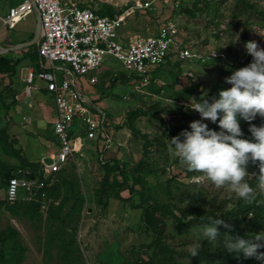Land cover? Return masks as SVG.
<instances>
[{"label": "rangeland", "instance_id": "obj_1", "mask_svg": "<svg viewBox=\"0 0 264 264\" xmlns=\"http://www.w3.org/2000/svg\"><path fill=\"white\" fill-rule=\"evenodd\" d=\"M75 1L87 2L94 9H107L109 5L116 12L125 11L134 2ZM198 6L195 14L175 15L180 37L195 47L216 50L220 53L217 60L201 63L172 56L154 69L155 81L140 92L132 90L129 70L113 56H107L96 70L100 79L97 85H90L87 76L79 78L88 94L96 98L100 95L98 101L111 114L115 137L110 153L102 148L101 139L81 140V144L77 143V147L81 146L77 159H71L61 169V174L75 183L86 198L80 220L74 221L73 226L87 264H193L188 248L202 240L199 231L209 220L188 230L178 227L177 219L186 206L184 193L203 189L210 204L219 208L232 207L239 200L226 187L216 188L208 180L191 181L202 173L189 172L173 155L168 139L179 135V127L191 131L190 123L201 120L198 112L186 107L192 99L196 100L193 103L200 97L211 102L220 90L231 87L225 77L252 62L246 42L255 41L264 49V0H198ZM157 24L153 12H134L121 32L153 34ZM202 122L212 130L218 124ZM114 159L124 168L127 186L113 187L114 173L108 181L105 179V161ZM115 174L123 179L120 171ZM140 178L147 182L148 188L142 189L144 196L130 189L131 185L141 188L136 183ZM248 180L255 188V180ZM5 190V186L0 188L1 200L5 199ZM5 202L0 212V230L12 225L19 231L24 250L21 264H63L57 246L47 252L46 239L52 223L48 205L42 206V217L32 220L24 214H13L7 208L10 202ZM150 203L158 205L157 215L163 228L159 233L141 218L143 208L138 205L146 207Z\"/></svg>", "mask_w": 264, "mask_h": 264}, {"label": "built area", "instance_id": "obj_2", "mask_svg": "<svg viewBox=\"0 0 264 264\" xmlns=\"http://www.w3.org/2000/svg\"><path fill=\"white\" fill-rule=\"evenodd\" d=\"M194 2L196 0H134L128 9L116 16L100 14L90 4L82 6L75 0H23L10 8L1 18L3 25L8 27H14L35 9L40 11L42 33L38 51L41 66L29 71L25 79L26 93L30 95L35 89H45L53 95L57 111L53 129L58 148L51 155V162L45 163L43 178L28 176L29 170L12 176L5 199L15 202L42 198L46 202L50 185L47 179L52 177L53 180L69 160L77 159L81 150L77 141L83 136L101 139L104 149L113 146V121L107 109L88 94L79 81L80 77L87 76L90 85L98 84L96 70L107 56L115 57L129 70L132 90L138 92L155 81L154 69L167 63L172 56L177 60L201 63L220 57L216 50L195 47L180 37L175 15L182 13L179 12L182 7H192ZM139 11H151L156 15L159 23L156 32L128 35L121 32L127 18Z\"/></svg>", "mask_w": 264, "mask_h": 264}, {"label": "trees", "instance_id": "obj_3", "mask_svg": "<svg viewBox=\"0 0 264 264\" xmlns=\"http://www.w3.org/2000/svg\"><path fill=\"white\" fill-rule=\"evenodd\" d=\"M87 4L86 2L81 5L85 6ZM107 6V9L95 8V10L100 14H108L111 16H116L121 13L116 12L112 6ZM198 9V0H196L192 7H182L179 12L192 15L195 14V11ZM21 61L22 58L16 60L0 58V71L14 73ZM180 94L182 96L185 95V93ZM202 98L203 97L198 98V101ZM97 100H100V95L97 97ZM109 116L111 118L110 113ZM238 119L243 132L241 138L252 140L253 137L249 132V122L239 117ZM251 123L259 127L264 124V118L258 115ZM184 130L187 129L185 127H179V135ZM215 130L220 131L218 124ZM1 152L20 156L21 163L20 167L14 168L6 164L0 158V188L3 186L7 188L8 181L12 176L24 174L21 170H29L30 174H28V176L44 177L42 165L37 162H31L21 155V151L14 147L12 141H9L6 128L0 129V153ZM105 163V179L108 181L111 174L114 173L112 175L113 187H120L122 185L127 186L128 178L124 168L120 167V162L114 159L112 162L105 161ZM119 171L123 176L122 180H119L115 174V172ZM247 171L249 174L255 173L258 175V163L252 164L249 162ZM47 181L50 185L47 187L48 197L46 202L42 198L31 201L18 200L7 204V208L13 214H24L28 218L36 220L43 216L42 206L46 203V205H48V216L52 221L51 229L46 239L47 252L50 253L52 248L57 246L63 264H87L78 246L76 230L73 226L74 221L78 222L80 220L86 199L85 195L81 190L75 187V183L61 174V170L53 176V180L52 177H49ZM136 183L140 185L141 188L138 189L136 186L134 187V185H131V191L140 193L144 196L142 189L148 188L146 180L140 178ZM253 185H256V181L253 182ZM184 195L183 201L186 203V206L181 210V215L177 219V225L180 229L188 230L195 225L201 224L203 221L209 220V217L219 218L230 226L229 228L218 226L220 237L217 241L210 243L204 240L201 242L199 254L193 257V264H261V261L255 258H245L242 253L239 255L236 253H229L224 247L223 240L225 234L233 237L241 236L249 238L251 235L264 232V203H261V201H264V194L257 191L256 201L253 204L247 205L244 201L239 199L229 208H219L213 203L210 204L211 201L207 198L208 194L203 189L193 193L186 192ZM5 200L7 199H0V212L2 210V205L6 203ZM56 201H58V203H56ZM138 206L143 208L141 218L146 226L155 233L163 231L161 219L157 215L158 205L150 203L146 207L142 204ZM190 216H193L195 219ZM19 235V231L12 225H9L6 229L0 230V264H21L24 250ZM260 251L264 252V248L260 249Z\"/></svg>", "mask_w": 264, "mask_h": 264}, {"label": "clouds", "instance_id": "obj_4", "mask_svg": "<svg viewBox=\"0 0 264 264\" xmlns=\"http://www.w3.org/2000/svg\"><path fill=\"white\" fill-rule=\"evenodd\" d=\"M245 48L252 56V62L225 77V83L231 87L220 90L211 102L202 98L193 103L195 99H192L186 107L198 112L201 120L190 123L191 131L184 130L168 140L173 155L189 172L202 173L193 177L195 183L208 180L216 188L226 187L245 204L251 205L256 201L257 189L264 194V124L257 127L251 123L258 115L264 118V49L255 41L246 42ZM238 117L249 122L252 140L241 138L243 132ZM203 120L218 121L220 131L209 129ZM249 162L258 163V175L249 174ZM248 178L256 181L255 188ZM208 219L209 223L200 229L199 235L201 241L212 243L220 237L218 226H230L219 218ZM201 241L189 246L191 257L199 254ZM223 244L229 253H242L245 258H255L264 264V252L260 251L264 248V232L249 238L225 234Z\"/></svg>", "mask_w": 264, "mask_h": 264}, {"label": "crops", "instance_id": "obj_5", "mask_svg": "<svg viewBox=\"0 0 264 264\" xmlns=\"http://www.w3.org/2000/svg\"><path fill=\"white\" fill-rule=\"evenodd\" d=\"M21 1L23 0H0L1 48L28 42L35 36L37 30L35 11L20 20L14 27L5 26L2 23L1 18L7 15L12 6ZM2 13L6 14L2 15ZM0 58L14 60L22 58L16 72L0 71V129H7L9 141H12L14 147L21 151L23 157L31 162L40 163L43 168L45 163H49L48 160L51 162V155L58 148V140L55 138L53 129L57 111L53 95L45 89H35L30 95L26 93L25 79L29 71L39 69L41 66L38 43L0 53ZM81 140L92 139H86L83 136ZM81 140L77 143L81 144ZM110 148L107 150L109 153L112 151ZM0 158L11 167H20L21 157L18 155L1 152Z\"/></svg>", "mask_w": 264, "mask_h": 264}, {"label": "water", "instance_id": "obj_6", "mask_svg": "<svg viewBox=\"0 0 264 264\" xmlns=\"http://www.w3.org/2000/svg\"><path fill=\"white\" fill-rule=\"evenodd\" d=\"M36 15H37V30L35 33V36L32 40L28 41V42H24L12 47H8V48H1L0 47V53H4V52H8L11 51L13 49H18L21 48L23 46H27V45H32V44H36L39 42V39L41 37V33H42V21H41V14L40 11L38 9H35ZM50 162V160H48Z\"/></svg>", "mask_w": 264, "mask_h": 264}]
</instances>
